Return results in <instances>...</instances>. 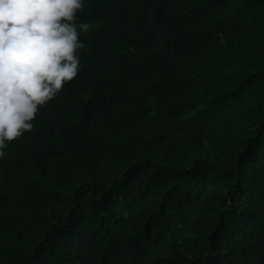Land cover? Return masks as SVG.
<instances>
[{
  "label": "trees",
  "instance_id": "1",
  "mask_svg": "<svg viewBox=\"0 0 264 264\" xmlns=\"http://www.w3.org/2000/svg\"><path fill=\"white\" fill-rule=\"evenodd\" d=\"M176 7L89 0L78 75L0 158V264H264V0Z\"/></svg>",
  "mask_w": 264,
  "mask_h": 264
},
{
  "label": "clouds",
  "instance_id": "2",
  "mask_svg": "<svg viewBox=\"0 0 264 264\" xmlns=\"http://www.w3.org/2000/svg\"><path fill=\"white\" fill-rule=\"evenodd\" d=\"M136 5L138 0H104ZM151 1V0H148ZM89 0H0V158L33 130L39 107L59 98L79 71ZM218 0H177L176 14L213 16ZM183 24V23H182ZM181 24H172L167 35Z\"/></svg>",
  "mask_w": 264,
  "mask_h": 264
}]
</instances>
